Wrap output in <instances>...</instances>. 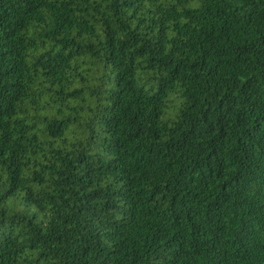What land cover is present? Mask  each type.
<instances>
[{
    "label": "trees",
    "instance_id": "1",
    "mask_svg": "<svg viewBox=\"0 0 264 264\" xmlns=\"http://www.w3.org/2000/svg\"><path fill=\"white\" fill-rule=\"evenodd\" d=\"M0 264H264V0H0Z\"/></svg>",
    "mask_w": 264,
    "mask_h": 264
}]
</instances>
